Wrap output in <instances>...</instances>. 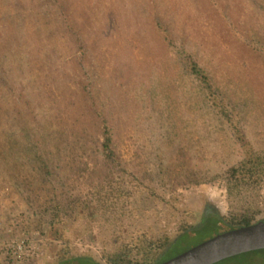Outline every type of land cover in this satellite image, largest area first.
<instances>
[{
  "label": "rangeland",
  "instance_id": "rangeland-1",
  "mask_svg": "<svg viewBox=\"0 0 264 264\" xmlns=\"http://www.w3.org/2000/svg\"><path fill=\"white\" fill-rule=\"evenodd\" d=\"M104 125L130 195L54 222L105 179ZM249 152L264 154V0H0V264H107L127 239L161 244L197 224L202 194L226 217L264 219V176L227 188ZM205 216L172 256L226 228ZM215 264H264V251Z\"/></svg>",
  "mask_w": 264,
  "mask_h": 264
},
{
  "label": "trees",
  "instance_id": "trees-1",
  "mask_svg": "<svg viewBox=\"0 0 264 264\" xmlns=\"http://www.w3.org/2000/svg\"><path fill=\"white\" fill-rule=\"evenodd\" d=\"M183 59L188 71L199 81L203 90L209 96L213 95L212 84L205 70L190 54H186ZM220 113L222 115L226 114L222 107L220 108ZM102 137L103 139L99 144L98 150L101 151L103 160L105 162V167L107 168V171L105 172V179L98 181L95 185L90 187L89 191L92 194L90 198L79 199L77 202L76 200H72L67 205L57 208L54 222L59 223L64 219V217H66L65 214H63L61 219L56 217L62 210L65 212L68 208H70L75 218L83 216L91 218L98 210H105V208H108V206H114L115 198L119 194H122V192L124 194L130 195L127 189H120L121 184L114 179V172L112 169L114 165L113 162H115L117 157L112 145L113 139L110 128L107 125H104L103 127ZM263 176L264 154L260 152H249V154L243 159L238 161L235 165L230 166L226 170L228 191H236L242 186H257L261 183ZM207 214L218 216L222 224L227 229L246 225L254 221V215L247 213H240L236 216L226 217L213 210ZM206 217L207 216L204 215L203 218L200 219V221L195 225L182 227L181 233H179L174 239L166 238L161 244H158V241L154 239L147 240L145 238H141L136 241H134V239H127L126 241L118 244L115 249L110 250L107 253V264H132V259H134L137 254H139L144 260H149V262H147L148 264L161 262L171 257L172 255L170 252L174 245L182 238L185 233L194 229ZM53 233L57 235L58 229H55ZM261 251H264V249L253 250L245 253L257 254ZM151 252L154 254L153 257L152 255H149L152 254ZM71 260L79 261L81 264H99L89 256L71 257L70 259H65L64 262Z\"/></svg>",
  "mask_w": 264,
  "mask_h": 264
},
{
  "label": "water",
  "instance_id": "water-1",
  "mask_svg": "<svg viewBox=\"0 0 264 264\" xmlns=\"http://www.w3.org/2000/svg\"><path fill=\"white\" fill-rule=\"evenodd\" d=\"M264 249V219L227 229L154 264H214L241 253Z\"/></svg>",
  "mask_w": 264,
  "mask_h": 264
},
{
  "label": "flooded vegetation",
  "instance_id": "flooded-vegetation-1",
  "mask_svg": "<svg viewBox=\"0 0 264 264\" xmlns=\"http://www.w3.org/2000/svg\"><path fill=\"white\" fill-rule=\"evenodd\" d=\"M200 202H201V206H202V210H201V217L200 219L203 218V216L205 214H207L208 212H211L213 210L217 211L218 213L221 214L220 210L218 209L217 205H215L214 201L211 199V197L208 195V194H202L201 195V198H200ZM223 215V214H221ZM182 230H180L179 233H181ZM178 233V234H179ZM177 234V235H178ZM176 235V236H177ZM175 236V237H176ZM174 237V238H175ZM173 238V239H174ZM76 256H89V255H83V254H78V255H71V256H68V257H60L59 259L55 260V261H50V262H47L46 264H59L60 261H63L65 259H70L71 257H76ZM91 257V256H89ZM92 259H94L93 257H91ZM96 262H98L99 264H102L100 263L99 261H97L96 259H94ZM133 264V263H132ZM142 264H148L146 262H143Z\"/></svg>",
  "mask_w": 264,
  "mask_h": 264
}]
</instances>
